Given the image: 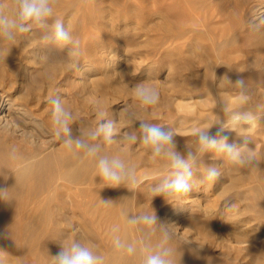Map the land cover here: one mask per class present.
Wrapping results in <instances>:
<instances>
[{
    "label": "bare ground",
    "instance_id": "6f19581e",
    "mask_svg": "<svg viewBox=\"0 0 264 264\" xmlns=\"http://www.w3.org/2000/svg\"><path fill=\"white\" fill-rule=\"evenodd\" d=\"M111 1L113 3L107 9L102 8L97 0H55L54 13L63 20L73 37L80 41V47H88L92 44L89 38L94 37L96 30L101 28L99 18L105 16L104 11L112 15L113 5L121 9L130 4L134 5L135 9L138 5L137 0ZM249 2L250 0H234L232 6L236 10L243 5L246 7L238 21L226 7L225 0H170L171 29H164L171 34L162 39V44L171 41V65L165 70L162 80L154 74L147 84L157 88L158 82H162V86L166 84L168 89L179 92L181 89L192 90L196 87L218 89L222 86L236 89L237 87L233 86L236 81L244 80L240 77L241 71L250 68L243 63L247 59L252 63L256 58L248 57L244 52L247 47L241 42L239 31L246 22L253 21L256 25L259 22L261 13L258 16V11L252 12ZM12 4L13 0H0V6L6 11L10 10ZM161 22L165 24L169 20L162 18ZM34 33L18 35L13 41L14 45L8 42L0 49V188L10 189L12 199L0 200V248L5 252L18 254L21 264H51L50 256L60 249L48 246L49 237L58 232L64 233L62 238L79 236L91 240L97 246L96 251L106 256V264H140L139 253L129 257L114 252L111 229L113 226H119V235L123 239L128 242L139 241L140 231L129 227L121 213L127 211L134 215L141 212L150 213L153 209L158 224L172 227L180 238L179 241L173 242V246L178 248V264H264L263 175L261 181L248 186L254 200L252 204L242 203L240 207L237 202L247 198L245 186L235 176L226 182L223 175L227 170L223 169L224 173L214 184H201L200 178L195 176L197 186L189 194L182 195L178 201L169 198L167 202L163 196L153 197L155 194L151 191L152 187L168 175L169 169L165 161L153 162L151 155L138 159L123 157L136 169L140 181L136 187L105 186L98 176L93 160L74 158L52 134L51 105L48 98L58 92L54 89L56 72H64L69 67L63 62L66 58H63L60 50L50 51L41 42L39 34ZM106 33L108 37L115 38L116 32H112L114 35L109 31ZM30 44V49L26 48V45ZM135 46L131 43L132 48ZM107 49L114 50L113 46H108ZM256 49L264 50L262 40ZM91 52L89 49H81L84 61L78 62V69H70L84 76L81 89L86 95L83 99L94 97L85 79L86 73L92 68L89 64L92 59ZM135 57H127L124 63L132 65ZM111 59L112 56L109 57L110 61ZM16 63H20L18 78L13 68ZM31 63L38 65V69L47 76L36 77L35 69L30 67ZM197 71H200V74ZM229 72L234 76H225ZM225 77L233 85L223 81ZM105 99L107 100L101 97L97 103L103 106ZM232 103L231 100L226 101L225 107ZM176 108L182 111V117H194L188 102H177ZM250 109L258 111L254 106L236 110ZM111 110L115 115L120 113L118 106ZM232 112L224 114L222 111L217 117L209 118L208 122L213 124L212 129L220 128L221 123L230 126ZM260 122L264 126L263 114ZM75 123L76 120L72 129H76L78 133ZM245 127L248 128L247 125ZM178 146L185 147L181 144ZM13 147L17 149L20 158H10V150ZM136 147L137 145L133 148ZM105 152L115 155L114 149H105ZM207 155L208 153L202 159ZM210 165L220 166L219 157L213 158ZM203 168L201 167L199 172H202ZM143 182L149 184L142 187ZM203 190L207 191L204 196ZM101 200L112 203L105 205ZM253 219L259 220V223L251 225L250 221ZM63 220L70 221L72 228L78 231H65L61 226ZM158 235L159 233L153 238V243L158 239ZM55 240L57 241V238ZM63 240L57 246L61 247ZM184 241L187 242L182 244ZM0 259L4 264H15L17 260L7 257Z\"/></svg>",
    "mask_w": 264,
    "mask_h": 264
},
{
    "label": "clouds",
    "instance_id": "9594fccd",
    "mask_svg": "<svg viewBox=\"0 0 264 264\" xmlns=\"http://www.w3.org/2000/svg\"><path fill=\"white\" fill-rule=\"evenodd\" d=\"M55 0H13L10 10L0 6V42L15 41L18 35L39 34L41 42L49 50H63L67 48V58L63 62L69 68L78 69L81 55L80 41L73 37L69 28L62 19L55 16ZM10 51V49L8 50ZM229 84L232 82L225 77ZM239 88V100L246 103L250 99L248 85L244 80H238L233 85ZM132 96L136 101L135 111L126 106L121 113H125L131 121H139V129L117 132L118 122L111 119L107 110L98 105L96 116L98 122L95 127L84 126L79 129L80 135L72 137L70 124L74 121L73 113L64 106L63 99L58 94L48 98L51 105L52 134L62 142L64 148L77 159H90L95 162L98 176L105 186L127 188L136 187L139 179L134 166L129 165L121 155H108L105 146L117 143L134 144L139 142L151 154V160L165 161L169 173L151 191L155 196H163L166 201H178L182 195L189 194L197 186L195 169L202 157L209 152L215 153L224 161L222 166L210 165L204 168L203 179L199 183L212 182L213 184L224 173L225 165H231L232 170L256 169L257 156L255 150L248 147L249 137L246 134V125L261 119L259 113H264V105H258L257 112L236 110L230 114V126L221 123L215 136L210 134L208 127H194L192 129L195 143L186 145V155L177 150L176 133L171 128H164L142 118L140 113L157 106L160 102V93L144 82L136 83L132 88ZM225 110H227L225 108ZM218 123H220L218 121ZM228 130L236 131L243 137V143H229L227 135L222 133ZM119 134V139L114 137ZM10 158H20L17 149L10 150ZM104 186V187H105ZM0 200L10 201V189L0 188ZM102 201V200H101ZM105 205L111 201H102ZM126 224L136 228L141 233L139 241L128 242L119 235V226H113L112 246L116 253L129 257L139 253L140 264H178L176 260L177 247L173 242L179 241V236L172 227L158 224L155 211L129 214L122 211ZM73 231H78L73 229ZM153 243V238L157 237ZM187 241L182 242L186 243ZM138 245H140L138 247ZM96 245L84 237H68L62 241L60 250L51 258V264H106V256L96 251ZM0 264H4L0 259Z\"/></svg>",
    "mask_w": 264,
    "mask_h": 264
},
{
    "label": "rangeland",
    "instance_id": "374dc122",
    "mask_svg": "<svg viewBox=\"0 0 264 264\" xmlns=\"http://www.w3.org/2000/svg\"><path fill=\"white\" fill-rule=\"evenodd\" d=\"M97 1L99 2V5L102 6V8H107V9L112 5L111 3H113L111 0H107V1L97 0ZM233 3L234 0H227V2L225 0L226 7L229 10H231V14H233L236 20L239 21L242 17V12L246 7L245 5H243L240 9L236 10L232 6ZM137 4L138 5L135 6V9L133 8L134 5L131 4L125 9H121L118 8V6L113 5L112 15H109L106 13V11H104L105 16L103 18H99L101 20V24H100L101 28L96 30L94 37L89 38V41L92 42L91 44L92 47L91 46L87 47V45L82 46V48L80 47V50L89 49L93 52V53L91 52L90 56L92 57V59H90L91 62L89 63L92 66V68L88 73H86L87 75L85 76L87 82L86 85L89 86V88H91V92L94 93L93 98L83 99L85 98L86 95L85 93L82 92L81 89L83 86V78H84L83 75H79L78 72L70 70L71 68L66 69L69 70V72L65 70L64 71L65 74L64 72H60L59 70L55 74L56 82L54 89L58 91L57 94L61 99H63L64 106L73 113V119L74 121L76 120L77 123L75 124L78 133L76 129L75 130L72 129L73 128L72 125H74V121L70 124V129L73 138H76L80 135L79 129L81 127L87 125L91 127L96 126L98 122V118L96 116V108L99 105L97 103V100L101 97L107 98V100L105 99L106 101L105 105H103L102 107H104L107 110L108 115L111 119L118 122L117 124L118 133H122L124 131H131V130L138 131L140 122L134 121L133 124L131 125V121L128 119L127 114L121 113V111L126 106L129 107L130 111L136 110L134 107L136 101L134 100L131 92L132 87H134L133 85H135L136 83H140V82H144L147 84L149 79L152 78L151 76L154 74L158 76L159 80H162L163 79L162 77L166 72L165 70L167 69L168 66L171 65V41L169 40L167 43L162 44V39L165 38L168 34H171V32H167L164 29L165 27L166 28L169 27L171 29L172 11H171L170 0H137ZM248 5L251 6L252 12L258 11V16H260L261 13L260 16L261 19L259 18V22L257 23V25L255 22L250 21V22H246L239 29L241 35V42L245 43V46L247 47V49L244 52L247 54L248 57L249 56L256 57L254 61H252V63H250L251 62L250 59H247L243 63V65L250 66V68L249 69L244 68L240 73L241 75L240 77L245 81H247L246 84L248 85V90L250 94L249 101L246 103H241V101L239 100V88L233 89V88L219 86L218 89H209L205 87H196L193 88L192 90L181 89L179 92V91H172L173 89L171 90L168 89V87H166V84H163L162 86V82L161 83L158 82L156 89L160 93L159 104L157 106L150 108L147 111V113L139 114L141 115L142 118H145L152 123L160 124L162 127L166 129L168 127L173 129L176 133L175 136L176 143L178 145L181 144L185 146L180 148L177 145V150L180 151L182 154L186 155L187 144L191 146L192 144L195 143V137L193 136L192 129L194 127L203 128L210 126L211 123L208 122L209 118L217 117L219 113H221L222 111H224V114H229V112L234 111L236 109H242L245 106H254L257 108L258 105H264V94H263L264 93V50L258 51L256 49L260 40L264 42V38H263L264 37V0H252V1L250 0ZM131 13L132 16L134 15L135 16L132 17ZM120 18L122 19V21ZM162 18H167L169 22L162 24L161 22ZM104 22L106 23L105 25L103 24ZM231 24L233 25L234 23ZM107 31H109L110 33L113 32L114 34L116 32L115 35L112 33L115 38L108 37L106 33ZM255 31L257 32V34ZM7 43L8 42H0V49H2ZM9 43L14 45L13 41ZM131 43L135 44L136 46L132 48ZM31 45L32 44H30L29 46L26 45V48L29 47L28 49H30ZM108 46H113L114 50L109 51L107 49ZM125 49L127 50V52H125L126 51ZM66 50L67 48L60 50V52H62L61 54L63 58H67ZM111 56L112 59L110 61L109 57ZM132 56H136L134 61L131 62L132 65H128L124 63L127 57L129 59ZM84 59L85 58H82V55H80L79 61L82 62L84 61ZM19 64L20 63H16L14 64L13 67L14 74L16 75L17 78L20 76V73H17ZM30 67L35 69L36 72L34 73L36 74V77L45 78L47 76L46 73L41 72L38 69L39 68L38 65L31 63ZM197 73L200 74V71H197ZM50 74H52V72ZM225 76L232 77L234 76V74L229 72L228 74H225ZM117 79H119V81ZM121 82L124 85H122ZM78 88H80V90ZM256 91L260 94L256 93ZM228 100L233 101V103L225 107V102ZM177 102H188L193 109L192 114L194 117L192 116L182 117L181 115L183 114L182 111H178V109L176 108ZM115 106H118V109L120 111V113L117 115L113 114L111 110ZM225 108L227 110H225ZM241 111H246V110H241ZM247 111H252V110L250 109ZM252 112H256V111H252ZM259 114L264 115V113H259ZM249 125H247L248 128L246 129V134L248 135V137H250L248 141V147L255 150L257 160L259 161L256 163V169H241L236 171V170H232L231 165H227V164L225 165V168H223V170L225 171L227 170V172H225L223 175L224 180L226 182H228L231 177L235 176L238 178L240 183H242L245 186L246 189L245 194L247 198L240 199L237 202V206L239 207L242 206V203L252 204L254 200L251 197L250 194L251 192L248 189V186L261 181L260 178H262V175L264 177L263 174L264 173V126L261 124L260 119L250 123ZM212 127L213 124L209 129V131L211 135L215 136L220 128L212 129ZM222 134L228 136L229 143L241 144L243 141L242 139L243 137L240 136L238 133H235L234 130L225 129V131ZM114 138L119 139V134H117V136ZM59 143L62 142L59 141ZM136 145L137 147L133 148ZM105 149L109 151H112L114 149L115 155H121L122 157L125 156L127 158L131 157L134 159L151 155L150 152H147V150L145 151V148L139 142L134 144L117 143L111 146L106 145ZM211 153L212 152H209L208 155L205 156L197 164V167L195 169L196 171L195 176L200 178V180L203 178L204 168L210 166L212 159L216 158L215 153H212L213 155H209ZM221 159L222 158L219 157L220 166H222L224 163L223 159L222 160ZM147 166L148 165L146 166L143 165V167H147ZM201 167L204 168L202 172H199ZM148 184L149 183L143 182V184L141 185L143 187ZM202 188L204 189V187ZM206 193L207 191L203 190L202 196L206 195ZM257 222L259 223V220L256 219L250 221L251 225H255L257 224ZM61 226L62 228L65 229V231L68 232L73 231L72 224L68 220H63ZM63 234L64 233L59 234L58 232L53 233L49 237L50 240L48 242V246L52 249H60V246H57V244L60 243L62 239L68 238L67 236L62 238L63 236L61 235ZM56 238L57 241L55 240ZM0 257L3 258L7 257V259L8 258L17 259L15 261V264H21L20 260L18 259V254L5 252L1 248H0Z\"/></svg>",
    "mask_w": 264,
    "mask_h": 264
}]
</instances>
